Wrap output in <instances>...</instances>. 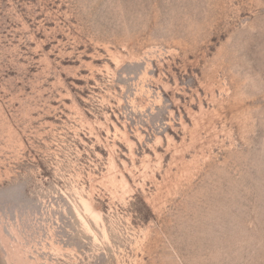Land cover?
<instances>
[{
	"label": "rangeland",
	"instance_id": "374dc122",
	"mask_svg": "<svg viewBox=\"0 0 264 264\" xmlns=\"http://www.w3.org/2000/svg\"><path fill=\"white\" fill-rule=\"evenodd\" d=\"M0 264H264V0H0Z\"/></svg>",
	"mask_w": 264,
	"mask_h": 264
}]
</instances>
